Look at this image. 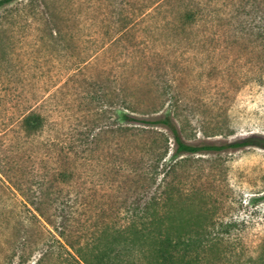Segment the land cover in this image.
Here are the masks:
<instances>
[{
    "label": "rangeland",
    "instance_id": "obj_1",
    "mask_svg": "<svg viewBox=\"0 0 264 264\" xmlns=\"http://www.w3.org/2000/svg\"><path fill=\"white\" fill-rule=\"evenodd\" d=\"M187 4L200 10V22L185 32L158 26L165 18L178 25ZM175 100L190 143L264 139V0H17L0 7V264L43 258L56 235L48 222L65 213L84 235L124 223L147 195L143 168L163 129L142 131L123 115L153 120ZM32 112L44 127L28 134L22 120ZM163 132L170 158L173 139ZM179 176L221 201L227 219L247 215L253 192L264 189V151L195 156Z\"/></svg>",
    "mask_w": 264,
    "mask_h": 264
},
{
    "label": "trees",
    "instance_id": "obj_2",
    "mask_svg": "<svg viewBox=\"0 0 264 264\" xmlns=\"http://www.w3.org/2000/svg\"><path fill=\"white\" fill-rule=\"evenodd\" d=\"M15 1L0 0V7ZM186 7L178 25L165 18L158 26L173 25V29L179 27L185 32L188 26L200 22V10L190 4ZM178 103L175 100L168 112L153 120L135 123L137 118L123 115L128 125L143 126L142 131L149 132L150 126L168 131L174 143L169 158L170 137L163 130L156 131L162 140L154 141L152 157L142 173L148 182L144 188L147 195L128 209L127 220L88 229L85 235L74 230L69 214L65 213L58 224L49 220L56 234L50 231L54 242L35 264H264V232L258 231V227H264V206L258 204L264 203V189L253 192L249 214L237 213L227 219L219 212L221 201H211L203 188H191L179 176L195 156H218L252 147L264 151V139L190 143L183 137L184 124L179 126ZM22 126L28 134L37 133L44 127V118L32 112L23 118ZM243 194L239 191L234 198L240 207L246 203Z\"/></svg>",
    "mask_w": 264,
    "mask_h": 264
}]
</instances>
